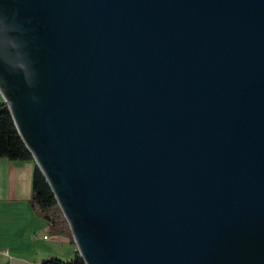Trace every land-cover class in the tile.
I'll return each mask as SVG.
<instances>
[{"label":"water","instance_id":"95a60500","mask_svg":"<svg viewBox=\"0 0 264 264\" xmlns=\"http://www.w3.org/2000/svg\"><path fill=\"white\" fill-rule=\"evenodd\" d=\"M0 95L83 264H264V0H0Z\"/></svg>","mask_w":264,"mask_h":264},{"label":"crops","instance_id":"0c3cea01","mask_svg":"<svg viewBox=\"0 0 264 264\" xmlns=\"http://www.w3.org/2000/svg\"><path fill=\"white\" fill-rule=\"evenodd\" d=\"M34 169L33 161L0 159V264H41L53 258L78 257L73 242L52 236L31 208Z\"/></svg>","mask_w":264,"mask_h":264},{"label":"trees","instance_id":"16d2710c","mask_svg":"<svg viewBox=\"0 0 264 264\" xmlns=\"http://www.w3.org/2000/svg\"><path fill=\"white\" fill-rule=\"evenodd\" d=\"M0 159L13 162L32 161L4 103L0 106ZM32 192L30 206L37 216L47 224L51 235L68 237L72 242L68 227L57 207L54 196L37 168L34 169L32 176ZM41 264H83V262L78 257L69 262L53 258L44 260Z\"/></svg>","mask_w":264,"mask_h":264},{"label":"rangeland","instance_id":"374dc122","mask_svg":"<svg viewBox=\"0 0 264 264\" xmlns=\"http://www.w3.org/2000/svg\"><path fill=\"white\" fill-rule=\"evenodd\" d=\"M2 104H3V99H2V96L0 95V106H2ZM59 260H61V259H59ZM61 261H64V260H61ZM69 261H72V259H65V262H69Z\"/></svg>","mask_w":264,"mask_h":264}]
</instances>
